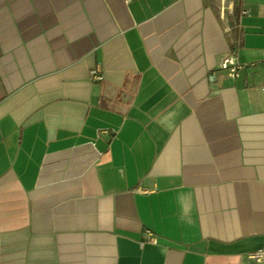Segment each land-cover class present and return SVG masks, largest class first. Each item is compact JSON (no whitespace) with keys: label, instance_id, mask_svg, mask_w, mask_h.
<instances>
[{"label":"crops","instance_id":"obj_1","mask_svg":"<svg viewBox=\"0 0 264 264\" xmlns=\"http://www.w3.org/2000/svg\"><path fill=\"white\" fill-rule=\"evenodd\" d=\"M262 51L264 0H0V264H264Z\"/></svg>","mask_w":264,"mask_h":264},{"label":"built area","instance_id":"obj_2","mask_svg":"<svg viewBox=\"0 0 264 264\" xmlns=\"http://www.w3.org/2000/svg\"><path fill=\"white\" fill-rule=\"evenodd\" d=\"M238 49H239V42L236 41L232 49H230L229 55L224 57L219 63V68L221 70H224L227 73V75L230 77L237 76L239 74L240 69L246 66L245 63H241L238 59ZM262 55H264V51H262ZM249 64H253V63H249ZM93 72L96 73V76L98 78L102 77L100 74L97 73V71H93ZM148 234L149 235L147 240L149 242L155 243L156 237L150 231L148 232ZM248 258L256 262H264V248L249 252Z\"/></svg>","mask_w":264,"mask_h":264}]
</instances>
